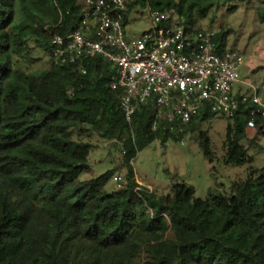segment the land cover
<instances>
[{"label": "trees", "instance_id": "trees-1", "mask_svg": "<svg viewBox=\"0 0 264 264\" xmlns=\"http://www.w3.org/2000/svg\"><path fill=\"white\" fill-rule=\"evenodd\" d=\"M236 0H140L194 27L211 11ZM78 0H0V264H264V168H251L230 195L194 199L192 187L174 183L157 196L140 186L131 159L155 140L181 136L151 124L153 106L141 105L128 125L110 85V64L96 57L74 65L28 71L29 42L49 53V26L64 35L79 19ZM68 12V14H66ZM62 13L60 26L53 27ZM264 20V7L259 11ZM227 32L215 34L218 52ZM67 88L73 95L68 97ZM206 111L193 117L204 121ZM226 128L225 163L252 161L240 141L246 129L264 133V116L238 112ZM118 140L126 169L124 185L107 193L113 170L78 180L90 144L72 129ZM201 147L211 156L208 139ZM144 255V258L141 256Z\"/></svg>", "mask_w": 264, "mask_h": 264}, {"label": "built area", "instance_id": "built-area-1", "mask_svg": "<svg viewBox=\"0 0 264 264\" xmlns=\"http://www.w3.org/2000/svg\"><path fill=\"white\" fill-rule=\"evenodd\" d=\"M138 1L78 0L74 29L60 35L49 26L44 28L50 36V62L74 65L81 75L86 73L85 59L98 57L109 63L110 85L120 90L118 104L128 125L136 110L148 103L154 109L152 130L163 123L179 136L202 111L229 119L243 110L248 117L264 116L259 88L239 81L240 56L218 52L212 32L186 25L180 15L164 25L169 16L150 8L152 28L139 39L128 38L124 13ZM61 22L62 13L53 27ZM239 83L251 89L250 93L234 91ZM65 93L72 96V88Z\"/></svg>", "mask_w": 264, "mask_h": 264}, {"label": "rangeland", "instance_id": "rangeland-1", "mask_svg": "<svg viewBox=\"0 0 264 264\" xmlns=\"http://www.w3.org/2000/svg\"><path fill=\"white\" fill-rule=\"evenodd\" d=\"M263 7L264 0H236L220 5L195 26L213 34L227 32L225 51L236 53L242 60L237 69L239 81L256 86L264 97V20L259 17ZM152 26L150 8L137 5L128 14L124 32L128 38L139 39ZM29 47L30 54L23 66L32 72L48 68V52L34 47L33 42H29ZM241 83L236 84L234 91L249 94L251 89ZM232 123V119L222 114H211L207 120H195L187 126L179 139H168L166 143L153 141L131 159L135 180L157 196L170 194L174 183L192 187L194 199L204 200L211 192L230 195L233 185L244 181L251 168H264V133L255 139L256 132L250 128L246 129L245 139L240 144L252 161L239 166L225 163L226 128ZM201 133L206 134L211 156L204 154ZM71 136L91 146L87 167L78 180L95 178L113 170L104 190L111 193L124 185L126 169L118 140L100 138L84 128L72 129Z\"/></svg>", "mask_w": 264, "mask_h": 264}, {"label": "crops", "instance_id": "crops-1", "mask_svg": "<svg viewBox=\"0 0 264 264\" xmlns=\"http://www.w3.org/2000/svg\"><path fill=\"white\" fill-rule=\"evenodd\" d=\"M137 183L139 182L137 179H136ZM140 183V182H139Z\"/></svg>", "mask_w": 264, "mask_h": 264}]
</instances>
